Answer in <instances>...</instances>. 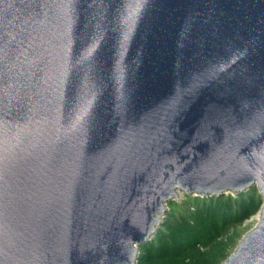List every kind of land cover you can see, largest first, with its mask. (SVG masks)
<instances>
[{"label":"water","instance_id":"obj_1","mask_svg":"<svg viewBox=\"0 0 264 264\" xmlns=\"http://www.w3.org/2000/svg\"><path fill=\"white\" fill-rule=\"evenodd\" d=\"M255 188L223 264H264V0H0V264H138L176 192Z\"/></svg>","mask_w":264,"mask_h":264},{"label":"trees","instance_id":"obj_2","mask_svg":"<svg viewBox=\"0 0 264 264\" xmlns=\"http://www.w3.org/2000/svg\"><path fill=\"white\" fill-rule=\"evenodd\" d=\"M169 204V213L152 241L140 247L138 264H223L243 234L236 230L262 206L259 191L238 197L193 198Z\"/></svg>","mask_w":264,"mask_h":264},{"label":"rangeland","instance_id":"obj_3","mask_svg":"<svg viewBox=\"0 0 264 264\" xmlns=\"http://www.w3.org/2000/svg\"><path fill=\"white\" fill-rule=\"evenodd\" d=\"M257 189V188H256ZM258 190V189H257ZM247 192V191H246ZM189 195L193 198H203L200 194H186L184 192H176V197L173 198V200L169 203H167V210H168V213H169V204L173 203V202H176L178 204H186V196ZM240 195V193H232V192H228L226 195L224 196H231V197H238ZM179 198V201L181 202H178V199ZM205 198H210V197H205ZM262 204H263V199H262ZM262 207V206H261ZM261 210V208H260ZM260 210L257 211L256 215H254L253 217H251L249 220L245 221L241 226L237 227L236 230L241 232L243 234V238L249 233L251 232L254 228H256V226L258 225L259 223V220H260ZM168 213L166 214V218H167V215ZM165 216H163V221L166 220ZM162 228V226H161ZM242 238V239H243ZM241 239V241H242ZM240 241V242H241ZM236 250V249H235Z\"/></svg>","mask_w":264,"mask_h":264}]
</instances>
